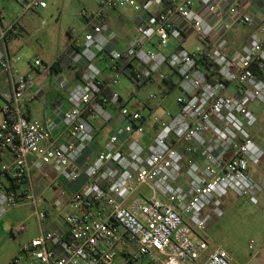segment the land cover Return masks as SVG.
Segmentation results:
<instances>
[{
	"label": "built area",
	"instance_id": "2783aa9c",
	"mask_svg": "<svg viewBox=\"0 0 264 264\" xmlns=\"http://www.w3.org/2000/svg\"><path fill=\"white\" fill-rule=\"evenodd\" d=\"M228 1L97 0L95 11L79 13L83 39L58 64L35 58L29 72L17 69L9 46L23 34L22 16L47 3L17 0L22 12L7 25L0 6V219L29 205L37 228L7 264L232 263L221 245L211 248L207 229L229 193L258 204L263 191L251 169L264 150L249 128L257 121L251 107L264 106V12ZM125 9L133 31L120 45L109 18ZM238 27L251 32L237 49L228 33ZM192 36L201 44L189 50ZM102 59L111 64L101 69ZM123 77L127 98L113 89ZM74 79L60 116L54 108L45 121L30 117V102ZM148 83L162 98L179 90L177 110L158 115L155 92L140 101ZM36 176L61 191L59 213L41 208Z\"/></svg>",
	"mask_w": 264,
	"mask_h": 264
},
{
	"label": "rangeland",
	"instance_id": "374dc122",
	"mask_svg": "<svg viewBox=\"0 0 264 264\" xmlns=\"http://www.w3.org/2000/svg\"><path fill=\"white\" fill-rule=\"evenodd\" d=\"M45 1L47 3L45 9L35 13H27L21 18V24L25 25L29 32L25 34L24 38L15 41L18 50L15 53H11V56L17 69L22 72L26 71L37 57H40L45 64L50 65L66 52L71 44L73 46L76 41L83 39V21L79 17V13L84 9L91 11L97 9V0ZM0 6L4 9L7 19H11V22L18 18L22 12V7L17 0H0ZM132 16L133 14L130 12L129 17L127 16L128 20ZM200 44L197 38L192 36L188 42L183 44V47L192 50ZM175 45V42L169 43V48L164 51L165 54L170 51V48H174ZM95 64L104 69L111 64V59L96 60ZM161 70L167 71L168 68L162 67ZM107 75H111V71H107ZM126 87H130V82L123 77L121 83L114 85L113 89L127 98ZM151 92H155L158 95L153 104H161V107L157 110L158 115H162L164 109L173 112L177 110L175 101L180 94L179 90L175 89L169 92L165 98H162L159 87L148 83L141 86L137 91V98L140 101H146ZM137 98H132L129 105L136 102ZM251 109L259 116L258 122L256 121V124L249 128V132L252 136L256 134L252 133L254 131L264 135V106L255 104ZM143 112L146 113L145 110ZM107 131L106 129L103 132V139H105ZM260 197L261 195L259 194L257 197L258 204H253L247 197H238L233 193H229L222 199L224 215L220 218H212L208 224L207 232L211 248L216 244L221 245L231 254L232 258V254L248 253L249 242L258 237L262 238L264 235V203ZM31 214L32 208L29 205H22L11 210L8 214L14 226L19 223L29 222L28 231L20 237H16L22 245L32 237L37 236L36 221ZM10 237L9 233L8 238ZM2 259L3 257L0 253V261ZM195 264H201V261H197Z\"/></svg>",
	"mask_w": 264,
	"mask_h": 264
},
{
	"label": "crops",
	"instance_id": "0c3cea01",
	"mask_svg": "<svg viewBox=\"0 0 264 264\" xmlns=\"http://www.w3.org/2000/svg\"><path fill=\"white\" fill-rule=\"evenodd\" d=\"M164 1L167 2L168 0H164ZM193 1L196 2L197 0H193ZM242 1H243L242 4L245 5V10L251 14L255 15L256 13L262 11L264 12V0H242ZM227 2L229 1L221 0L222 5H226ZM130 12L131 10L125 9L122 11H112L110 13L109 24L117 34V40L120 41V45L126 44L130 34H132L133 31V25L131 24L130 20H128ZM10 20L11 19H7L6 17L3 22L5 25H7L11 22ZM21 27L23 29V34L20 38L15 39L10 43L9 46L10 53H15L18 50L15 41L24 38L25 34L29 32V30L25 25L21 24ZM250 32H251L250 29L243 27H238L233 29L228 33V39L230 44L237 49L240 48L243 44L247 42ZM71 46L72 44L69 47ZM59 59L60 56L51 64H54ZM29 71H31L30 65L24 72H29ZM77 84L78 81L74 79L69 83L67 89L64 92L51 93L46 100L43 101L35 100L33 102H30L29 104L30 117L40 121H45L49 117L48 115L49 111L54 108L57 109V111L54 113V116L56 117L60 116V112L58 109L60 107L61 101H63L64 98L68 96V94L73 90V88L77 86ZM255 115L258 120L259 115L257 113H255ZM1 119H2V115L0 113V120ZM252 133L253 134L256 133L255 135H253L255 138L254 140L264 150V135H260L258 132L255 131ZM258 166L252 168L251 173L263 188V191L260 194L261 195L260 198L261 201L264 203V159ZM36 180H37L36 191L44 198V202L41 205V208L47 210L52 215L59 213L60 210L54 207L53 204L57 200V198L61 197L60 194L61 191L58 189H51L49 187L50 181L48 180L41 179L38 176H36ZM8 214H6L2 219H0V253L3 257V259L0 261V264H7L11 259H13L19 253L20 248L22 246V243L17 240L18 238L17 239L15 237H10L11 239L8 238L9 233H11V229L14 227L13 221L10 219ZM45 223L48 224L49 220H47ZM251 241H254L252 249L249 248ZM251 241L249 242L248 245V250H247L248 253L244 252L236 255L232 254L233 258L231 264H264V235L262 236V238L258 237L257 239ZM200 261L202 264L203 261L202 260ZM195 263H191V264H195Z\"/></svg>",
	"mask_w": 264,
	"mask_h": 264
},
{
	"label": "trees",
	"instance_id": "16d2710c",
	"mask_svg": "<svg viewBox=\"0 0 264 264\" xmlns=\"http://www.w3.org/2000/svg\"><path fill=\"white\" fill-rule=\"evenodd\" d=\"M55 64H58V61L57 62H55ZM54 68V67H53ZM169 90H170V87H169Z\"/></svg>",
	"mask_w": 264,
	"mask_h": 264
}]
</instances>
